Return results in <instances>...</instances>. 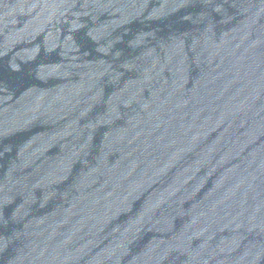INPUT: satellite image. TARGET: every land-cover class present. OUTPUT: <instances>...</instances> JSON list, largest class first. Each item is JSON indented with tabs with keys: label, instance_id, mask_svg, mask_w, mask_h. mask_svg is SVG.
<instances>
[{
	"label": "water",
	"instance_id": "1",
	"mask_svg": "<svg viewBox=\"0 0 264 264\" xmlns=\"http://www.w3.org/2000/svg\"><path fill=\"white\" fill-rule=\"evenodd\" d=\"M0 264H264V0H0Z\"/></svg>",
	"mask_w": 264,
	"mask_h": 264
}]
</instances>
